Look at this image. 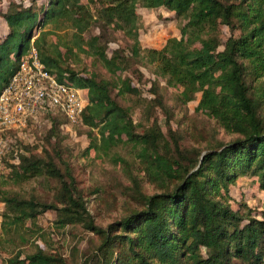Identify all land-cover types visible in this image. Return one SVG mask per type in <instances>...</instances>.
Masks as SVG:
<instances>
[{"label": "trees", "instance_id": "trees-1", "mask_svg": "<svg viewBox=\"0 0 264 264\" xmlns=\"http://www.w3.org/2000/svg\"><path fill=\"white\" fill-rule=\"evenodd\" d=\"M29 0L11 3L0 17L7 30L0 32V95L18 71L21 59L32 46L41 61L61 83L88 91L89 105L82 128H89L87 152L106 154L115 146L133 143L146 177L158 186L149 194L140 179L132 177L128 193L135 209L106 228L95 223L87 198L78 186L70 165L59 167L47 150L66 124L60 114L49 115L51 128L44 125L43 144H25L16 138L18 164L6 161L8 172L0 178V202L5 204L0 255L9 244L26 245L39 232V217L56 211L59 228L81 226L98 240L83 264H264V212H254L246 203L232 205L231 188L244 177H257L264 191V114L260 98L250 92L247 74L264 77V0ZM26 4V5H25ZM164 8L183 20L181 38H171L161 49L145 50L140 44L141 19L138 8ZM98 24L129 38L134 63L153 67L169 87L181 90L178 100L187 105L201 94L199 112L217 121L227 132L239 135L228 144L213 137L204 147L184 148L182 138L169 125V142L154 120L139 132L134 108L119 99L137 97L139 108L154 117L160 107L171 119L162 97L143 98L145 75L115 50L111 56L100 46L102 36L90 40L94 57L116 78L83 75L70 63L74 48L65 51L47 45L49 25L72 29L82 41L84 30ZM230 30L222 39V27ZM65 27V28H66ZM104 37L103 39H105ZM149 92L158 95L155 82ZM33 125V124H31ZM127 141H124V139ZM56 149V148H54ZM49 157V161L46 160ZM60 157V156H59ZM49 177L59 184L51 203L37 196H20L3 190L6 178L19 183ZM18 244V246H16ZM6 264H69L62 254L36 245L21 251Z\"/></svg>", "mask_w": 264, "mask_h": 264}, {"label": "rangeland", "instance_id": "rangeland-1", "mask_svg": "<svg viewBox=\"0 0 264 264\" xmlns=\"http://www.w3.org/2000/svg\"><path fill=\"white\" fill-rule=\"evenodd\" d=\"M236 1V0H232ZM25 2L27 5L29 0H0V10L6 11L11 3ZM87 4V0H82ZM43 4V0L38 2ZM25 4V5H26ZM140 16V44L147 49H163L168 40L171 38H181V25L183 20L178 19L175 13L164 8L160 9H144L139 7L137 10ZM66 27V26H65ZM58 27L57 25H49L42 28L36 38L40 36V32H46L47 45L55 52L58 47L65 51V46L73 47L74 53L71 54L70 63L75 70L83 75L97 74L101 79L116 80V78L97 61L94 57L86 55L80 51V46L84 50H90V40L97 36H102L99 42L100 46H105L109 56L115 50H123V56L133 64V68L129 72H133L139 68L145 75L143 98L154 100L155 97L161 96L163 104L166 106L171 119L169 124L165 112L158 107L154 117L148 118L149 112L145 107L139 108V100L137 97L120 98L119 101L124 106H132L134 108L133 117L137 124H140L138 131L142 132L152 125L154 120H158L166 139L171 142L168 135L169 125L176 133V138H182L181 144L184 148H192L195 146L204 147L206 142L213 137L216 144H228L239 138L237 134L227 132L214 119L199 112V103L201 94H197L196 99L183 105L178 96L181 90L169 87L166 81L157 77L153 71V67H145L139 63H134L129 58V45L131 41L122 32L113 29L101 30L98 24L90 25L89 28L79 34L82 41L74 36L75 31L68 27ZM6 23L0 17V32L6 31ZM222 39L227 40L230 36V30L222 27ZM106 37L105 39H103ZM39 53V50L37 48ZM40 55V53H39ZM247 84L250 92L255 97L260 98L261 110L264 114V77H258V73L247 74ZM157 86L158 95L149 92L152 83ZM44 123L34 124L21 134L20 139L25 144H43ZM89 128L78 127L72 131L66 129L65 124L60 128L58 136H55L48 145L47 150L51 157L62 167L61 160L67 162L72 168L76 177L79 188L87 198V207L91 215L94 217L95 223L103 228L122 219L130 211L135 209L136 202L133 201L128 193L133 187L132 177L140 179L143 190L149 194L159 192L158 186L152 183L146 177L144 165L140 163L138 154L139 147H135L133 143H124L115 146L107 154L105 152L96 153L94 150L87 152L90 146L88 138ZM124 141H127L125 138ZM44 145V144H43ZM56 148V149H54ZM60 156V157H59ZM49 161V157L46 156ZM2 189L18 193L23 197L37 196L42 202L51 203L54 201L55 194L59 189V184L49 177L41 176L31 179L27 182L19 181L16 183L9 177ZM257 177H244L238 181L237 185L231 188L233 198L232 205L237 206L240 202L246 203L254 212H264V191L259 189ZM5 204L0 202V233H2L3 214L5 213ZM56 211H48L41 215L38 220L39 232L30 238L26 245L9 244L6 251L0 255V264H6V260L15 256L17 253L32 252L36 245L44 248L51 253H59L67 259L69 264H83L84 261L92 254L98 240L93 233L86 231L81 226L71 228L67 225L63 228L57 227Z\"/></svg>", "mask_w": 264, "mask_h": 264}, {"label": "built area", "instance_id": "built-area-1", "mask_svg": "<svg viewBox=\"0 0 264 264\" xmlns=\"http://www.w3.org/2000/svg\"><path fill=\"white\" fill-rule=\"evenodd\" d=\"M88 105V91L59 82L32 46L0 95V178L7 160L19 163L15 139L22 133L40 122L51 128L50 114L62 115L69 131L82 127Z\"/></svg>", "mask_w": 264, "mask_h": 264}]
</instances>
